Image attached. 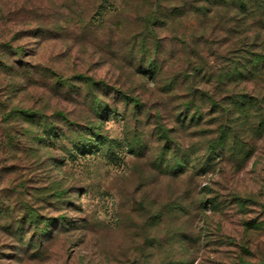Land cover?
I'll list each match as a JSON object with an SVG mask.
<instances>
[{
    "label": "trees",
    "instance_id": "16d2710c",
    "mask_svg": "<svg viewBox=\"0 0 264 264\" xmlns=\"http://www.w3.org/2000/svg\"><path fill=\"white\" fill-rule=\"evenodd\" d=\"M123 1L118 16L126 12L141 28L126 38L119 20L103 39L106 55L120 68L115 82L42 61L43 45L66 31L68 20L51 8L8 7L17 17L10 21L27 28L0 40V264L37 254L51 237L78 227L72 214L82 211V190L55 174L54 156L45 160L48 152L65 159L46 137H57L74 154L113 153L107 122L120 115L130 153L156 171L149 185L154 191L163 176L194 181L228 172L231 161L238 171L264 137V94L255 92L264 86V0ZM97 14L105 19L100 8ZM144 198L142 256L132 264H151L156 247L190 237L188 228L171 223L189 214L185 195L160 205L158 197ZM198 207L217 212L222 201L217 194ZM195 259L190 252L174 264Z\"/></svg>",
    "mask_w": 264,
    "mask_h": 264
},
{
    "label": "rangeland",
    "instance_id": "374dc122",
    "mask_svg": "<svg viewBox=\"0 0 264 264\" xmlns=\"http://www.w3.org/2000/svg\"><path fill=\"white\" fill-rule=\"evenodd\" d=\"M102 1L0 0V9L4 10L0 11V40L11 38L18 28H27L26 23L18 25L10 21L17 18L7 13L10 5H25V9L31 11L35 7L51 8L61 19L66 18L68 21L64 24L70 27L43 45L42 61L66 73L81 70L115 82L120 68L106 55L109 49L103 39H107L111 26L119 20L127 26L123 33L126 38L136 34L141 25L132 22L126 12L123 17L118 16L123 10L118 0H105V5L99 7ZM99 8L105 12L106 20L97 14ZM94 23L101 25L95 27ZM84 29L86 34H83ZM175 60L177 63L180 59ZM127 72L134 82L131 70ZM258 90L262 96L264 86H256L255 92ZM107 128L111 138L116 140V147L113 153L103 149L98 157L74 154L57 137H46L52 146L64 151L65 159L61 160L59 152H48L44 154L45 160L54 156L50 166L56 168L55 174L76 191L82 190V211L72 214L80 219L78 227L51 237L37 254L20 259L8 257L2 259V264H132L142 256L139 204L146 194L151 200L158 197V205L183 194L190 207L188 215L171 220L176 230L188 228L189 239L184 244L177 242L171 246L170 242L156 247L151 264H174L187 258L190 252L196 256L194 264H239L242 261L264 264V137L258 141L250 161L242 168L236 162L238 171L230 169L231 161L228 172L218 171L194 181L188 175L177 180L163 176L154 191V185H149L156 171L130 153L124 140L126 120L114 115L107 122ZM217 194L222 201L219 211L214 212L212 207L204 212L199 210L201 200ZM235 196L245 200V205H239Z\"/></svg>",
    "mask_w": 264,
    "mask_h": 264
}]
</instances>
